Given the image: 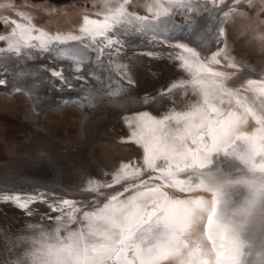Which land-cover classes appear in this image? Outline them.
<instances>
[{"label": "rangeland", "instance_id": "374dc122", "mask_svg": "<svg viewBox=\"0 0 264 264\" xmlns=\"http://www.w3.org/2000/svg\"><path fill=\"white\" fill-rule=\"evenodd\" d=\"M14 1L23 2L22 0ZM27 1L33 3L32 5L43 4L50 9L62 8L70 3H75L71 5H75L78 8L82 7L86 9L91 7L90 4L94 0ZM139 2V5L143 8L138 11L150 16L151 14L147 10V6L143 0ZM166 3L167 5L169 4L168 2ZM192 5L193 3H190L191 8ZM202 5L205 7L199 6L200 9L198 8V10L192 8V12L195 13V19L193 20L189 18L186 19L187 16L185 17L184 14H181L183 16H177L180 11H184V6L179 8L180 10H177L174 17L179 20L184 17L186 19L185 22L192 24L193 30L197 29L195 35L197 44L195 45L198 48H200L198 42L202 39L200 35L207 36L209 33L208 35L210 36V30L212 33L216 30H222L216 33V36L213 37V41L215 42L220 39V42H222L224 39L223 44L228 52L224 56L214 52L212 59L214 58L215 60H211V56L209 57L208 54L205 60L200 56V53H192L194 52L193 47L195 45H193L194 43H190L188 47H186L187 44L184 45L186 40L184 42L182 41V43L181 41L175 42L172 38L164 37L162 38L163 41L159 39L161 42L156 43L154 40H151L150 37L153 33L156 35L158 34L157 26L150 20H147L150 21L147 23L148 27L140 25V27L145 28V31L142 28H140V30H143V33L149 34H144L146 39L142 41L143 43H140L143 49L140 51L144 53L141 57L150 58L154 64H156V62L159 63L158 68H156L159 71L165 70L164 68L167 67L162 59L166 62H172V64L177 67L167 73L165 71L166 75H170V77L167 78L173 79L171 83H173L172 85L174 86L169 87L165 85L166 79L163 76H158L152 88L147 90L152 91L155 89V91H161L159 96L153 98L152 102L149 101V104L148 102L143 104V106L157 104L158 108L164 105L163 112L160 111L164 114L160 113L161 116L152 114L148 110H144L143 114L139 111V108V110L132 111L128 106L124 107L119 104H112V102L103 103V108H98L97 106L98 109H96V105H93L94 101L91 98L87 100V103L86 101L81 102V99H87L89 97V90H91V92L94 90L93 87L89 85V81L93 79L92 77H95L94 79L97 78V80L98 78H102L103 83L110 81L111 77H114L115 72H106L105 74L103 72L102 74L98 72L96 67L98 64L101 65L98 59H87L92 60L88 63L93 66V71H89V75L84 72V70L83 72L80 71L83 69L80 64L78 65L79 72H71L67 68L64 70V67H66L65 64L53 66L50 70L54 71V74L58 76V80L63 79L65 81L61 80L62 82L60 84L55 82L47 71L43 72V76H41L39 72H35V74H38V77L40 75L39 78H42L40 79L42 81L36 79L33 81V77H28L24 73L25 71L19 69V65H11L14 66V69L2 75V71H0V229L7 225L19 228L21 225L24 226L27 222L26 225H30V227L33 228L31 230H36V228L32 227L33 224H41L43 222L47 225H52V222H57V220L61 219L57 214L59 208L53 209V207H50L53 204L55 205V203H61L60 198H58L59 200L56 198L54 199L55 196H58L55 195V193H57L62 195L63 198L66 197L65 201H76L73 203L75 204L73 206L70 205L71 203H68L69 207L62 211L64 214H72L71 216L74 218L76 215H81V212L76 211L77 208L74 209V207H80V205L82 207L83 205L86 206L87 204L96 202L94 206L100 204L96 208L97 211L99 208L100 213L98 216L92 213L95 216L93 219L106 222V232L101 231L98 232L97 236H92L93 238L89 237V239H91L89 242L85 239L80 241L79 238H82L81 236L78 237L75 241L77 249L71 253L75 257L74 262L77 261L76 263L79 264H116L117 257L119 255V257H121L123 254L128 261H131V264H159V258L154 255L156 254V249L158 248L159 252H164L169 248L172 250L178 238V234L175 235L174 231L176 233L179 230L181 234L182 231L186 229L181 227L187 224V221L182 218L181 215L184 213L185 216H188V213H185L184 210L186 203L184 204V202H182L183 200L188 202V197L189 199H194L193 203L192 201L188 203L192 206V211L190 209L191 212L188 217L193 218L194 221L196 220V215L193 214H195L197 209H200V207H196L199 206L202 201H204L203 204H205L208 195L209 197L211 195V200H216L218 196H215V194H220V201L222 200L223 206L225 207V203L227 204V202L224 200L223 191L228 189L230 183L233 184V182H237L239 180L237 178L242 177L244 174L236 176L224 175L220 178L222 175H218L216 170H214L216 164L213 160L219 155L220 151L225 153L229 147L238 149L240 147L239 142L235 140L238 136L235 135V132L239 129L233 131L235 128H231L234 127L238 121L233 119L235 112H232L231 109L230 101L234 98L231 95H227L226 97L225 93L221 91L223 82L226 81L227 83V78L224 77L221 71L224 66H222L220 62L224 64L238 62L244 65L246 64L245 62H248L253 65L250 67H258L257 69L253 68L254 71H259L261 66L264 65V0H210L208 2H203ZM206 7H208L209 10ZM156 12L157 11L154 10L153 13ZM53 14L54 12L52 11L44 12L38 20L42 22L47 21L53 17ZM216 19H219L220 22ZM215 20L216 23H218L216 30L213 26ZM6 29L7 26L0 20V34H3ZM118 35L125 40L122 39L126 45L133 41V38L130 35H125L124 32L121 34L118 33ZM221 35H223V37L220 38ZM11 37L15 38L14 35ZM2 40L3 37L0 38V44L2 43L3 45ZM4 42L8 44L11 42L10 46L13 44V40H6ZM55 43L56 42H54V44ZM161 43L165 44L161 47ZM14 44H16V42H14ZM14 44L12 47H15ZM120 45L122 46V44H119V46ZM210 45H212V42ZM124 46L123 43L122 47ZM147 47L155 51L150 52V50L148 52ZM80 49L82 54L83 52H88L84 47ZM22 51L26 52L27 50L22 49ZM111 53L114 52L110 51L106 54H100L101 56L103 55L102 62L105 60V64H107L109 60L107 56ZM57 54L54 55V59ZM69 55L67 54V56H65L67 59L64 57L60 59L68 63V60L72 59ZM106 57L108 59H106ZM216 59L219 60V63L215 62L217 61ZM207 62H209L210 65ZM186 64L188 67H185ZM247 64L245 66H247ZM7 67L10 68V65ZM73 68L77 67L73 66ZM177 70L181 71L177 74L178 76L176 75ZM201 70L203 71L200 72ZM260 71L264 73V71ZM70 72L72 74H70ZM150 72L151 71H149V73ZM5 75L7 77H5ZM75 75L77 76L75 77ZM21 78L23 81L25 80L26 83L31 84L33 82L32 84L34 85H30L29 88L19 85V82H22V80H20ZM205 79L207 80L205 81ZM261 80L264 81V78H261ZM1 81L4 82L2 83ZM209 81L211 82L210 85L215 86V84H217L219 87H217L218 90L215 87L213 88V86L206 85ZM40 82H44L42 85L45 88L53 86L50 88L53 95H49L48 92L46 96L38 94V92H43L44 90ZM223 87L226 88V86ZM107 88H105V97L107 99L114 98V94H112L114 91L111 92ZM50 90L48 91L50 92ZM56 91L62 92L61 94H56ZM197 91H200V93ZM211 91H213V93ZM72 94H79L78 96L80 97L77 98L74 95L72 96ZM221 94L224 96L222 100L219 98L222 96ZM43 97H45V100L42 99ZM228 97L230 98V101L228 100L229 102L226 100L229 99ZM215 98L217 99L215 100ZM261 98L264 100L263 93ZM262 99L260 100L261 103L259 106L264 110V101H262ZM158 101L159 104L156 103ZM40 102L43 103L41 104ZM40 104L41 108H39ZM90 106L95 109L90 108ZM236 106L238 105L234 104V107ZM40 109H43V111ZM238 109L241 114L245 112L244 109L242 110L240 107ZM187 111L188 113H186ZM197 112L202 116L201 121L199 120L198 122L203 126L199 125L198 127V124L195 125L196 120L194 117L190 116H193L195 113L198 115ZM236 116L234 117L236 118ZM184 119L188 120L186 121ZM178 120L179 123L177 122ZM176 122L180 127L175 126ZM262 123L260 127L254 128L253 132L246 133L247 136H244V138L250 137V135H253L254 138L258 137L254 140L249 139L242 147L246 149L244 151L246 156L250 158V162H252L255 157H257V160L258 157L259 160H262V156L264 155V121ZM170 124L172 125L170 126ZM168 126L173 127L175 131L180 132L181 135H179V133H175L174 135V133L171 132L173 128L169 130L167 129ZM226 128L232 130H229L232 133H229V135L236 136L234 138L232 137V140L228 143L224 141V138H226ZM197 134H199V136ZM257 134H259V136H257ZM237 140L240 139L238 138ZM251 140L252 147L250 148L247 146H249ZM215 142L221 146H218ZM52 153L58 155L63 154L65 155L64 157L69 155L71 157L68 156L69 158L66 159V163L61 160L58 162L56 161L57 165L55 166L53 164L54 160H52ZM214 155L216 156L214 157ZM238 159L236 162L241 165L242 163L239 162ZM45 160L46 163L49 162L46 169L48 172L46 171L45 173V170H39L41 173L28 171L38 168L39 165H41L40 161H44L45 163ZM226 165L227 166H222V168L227 169V167L230 166L228 161ZM50 167H52V170H55H50ZM40 175L43 176L41 177ZM53 175H55V177L52 178L54 180L49 181ZM35 176H39V179L37 180ZM214 179H219V181ZM18 184L24 186L27 190L31 189V193L19 189L17 186ZM42 187L43 189H40ZM44 188L45 190L56 191L52 196L48 193L49 191L46 192ZM219 190L220 192H218ZM87 194L92 195L93 197H91V199H94L95 202H91V199H87L89 202H86ZM234 195L237 197L238 193L236 192ZM79 197L81 200L85 201L79 202ZM238 198L240 199L242 196L240 195ZM72 199H75V201ZM112 200L114 201L111 202ZM194 202L197 203L194 205L195 207L192 205L195 204ZM114 203L116 204V208L112 211L110 205ZM59 205L65 207L67 203L64 204L62 202ZM107 209L110 210V212ZM142 210L143 212L141 213ZM23 211H27L33 219L31 221H23L24 223L22 224V216L18 214ZM83 221H85V219ZM142 223L145 224V227L142 228V234H140L141 237L143 236V239L137 242L135 247H133L132 242L129 248L119 249L118 245L121 243L120 240L127 237L132 226H138ZM191 224L192 223L188 221V226H190V228L193 226V224ZM244 227L248 231L243 232L251 236L253 229L247 224L244 225ZM99 233H101V235ZM242 235L245 236V233H237V240L243 243L245 238ZM4 236L5 235L0 234V264H5V260H7L4 257L7 254L3 253L5 251L2 250ZM18 236L13 235L12 240H16ZM137 247L141 249L138 250ZM140 250L144 251L146 255H150L152 259L149 261L141 255L140 257L142 259H137L136 255H138ZM241 250V247H237V251ZM60 251H65V249H61ZM70 255L69 252L64 254V256L69 259L71 258ZM101 258L103 260L102 262L99 261ZM33 260L35 261L34 258L30 261ZM243 260L246 261V259Z\"/></svg>", "mask_w": 264, "mask_h": 264}, {"label": "bare ground", "instance_id": "6f19581e", "mask_svg": "<svg viewBox=\"0 0 264 264\" xmlns=\"http://www.w3.org/2000/svg\"><path fill=\"white\" fill-rule=\"evenodd\" d=\"M22 1L24 3L23 2H15L14 0H3V1L0 0V20L4 23L5 26H7L6 31H4L3 34H0V38L3 37L2 41H3V45H4L3 46L2 43L0 44V71H2L1 75L7 71L10 72L12 69H14L15 65L16 66L19 65V69L25 71L24 73L28 77L29 76L33 77L32 78L33 81L35 79L42 81V80H40L42 78H39L40 75L38 77L37 76L38 74H35V72L36 73L39 72L41 74V76H43L44 75L43 72L47 71L53 77V80H55V82L60 84L62 82L61 80H63V79L58 80V76L54 74L53 70H50V69H52L53 66L55 67V65H57V64H59V65L65 64L66 67H64V70H65V68H67L71 72H73V71L79 72V66L78 65L80 64V66H82L81 68H83V69L80 68L81 69L80 71L83 72V70H84V72L88 73V75H89V71H91V72L93 71V66L88 63L89 61H92V60H87V59H92V58L94 60L98 59V60H100V63H101V65L98 64V66L96 67L98 72L101 74H102V72L104 74L106 72H113V73L115 72L114 77H111V80L108 81L109 83L108 82L103 83L102 78H98V80H97V78L94 79L95 77H92L93 79L89 81L90 82L89 85L91 87H93L94 90H92L93 92H91V90H89L88 91L89 97L87 99H81L80 100L81 102L86 101V103H87V100H89L91 98L94 101L93 105L94 106L96 105V109L103 108V106H102L103 103L112 102V104H119L120 106H124V107L128 106L132 111L140 109L139 111H141L143 113L144 110L145 111L148 110L152 114L160 115V113L163 112L162 110L164 109V107H163L164 105L161 107L162 108L161 109L160 107L158 108L157 104L156 105L150 104V105H146V106H143V104L145 102L146 103L148 102V104H149V101L152 102L153 98L159 96L161 91L160 92L158 90L155 91V89L152 91H147V90L152 88V86L155 84V81H156L155 79L158 78V76L159 77L163 76L166 79L165 85H168L169 87L174 86V85H172L173 83H171L173 81V79L170 78L171 79V81H170V79L167 78V77H170V75L169 74L166 75V73L173 70V69H176L177 67H176V65H173L172 62H169V61L166 62L164 59H162L163 62H165L167 67L164 68L165 70L159 71L158 69H156V68H158L159 63L156 62V64H154V62L151 61L150 58L141 57L142 55H144V53H142V51H140V50H143L140 46V43H143L142 41L144 39H146L144 34H148V33H143L145 31V28L140 27V25L147 26V23L151 21L152 23H154V25L157 26L158 32L157 31L156 32L158 34L156 35L153 33V35L151 34V37H150V39L154 40L156 43L161 42L159 39H161L163 41L162 38L167 37V38L174 39L175 42L176 41H181V42L183 41L184 42L186 40L184 43V45L187 44L186 47H188V44H190V43H192V44L194 43L193 45H195V44H197V42L195 41V39H196L195 35H196L197 29L193 30L192 24L189 22H185V21L188 18L192 19V20L195 19L194 18L195 13L192 12V8H194V10H198V8L200 9L199 6L205 7L202 5V3L208 2L210 0H143V2L147 6V10L151 14L150 16H147L144 13L142 14V13H140L141 11L140 12L138 11L141 8H143L139 5V3H140L139 1H142V0H94L90 4L91 7L86 8V9L82 8V7L78 8L75 5H71V4H75V3H70L69 5L63 6L62 8L50 9L49 7H46L43 4L32 5L33 3H31L27 0H22ZM166 2H168L170 5L169 4L167 5ZM212 2H214V1H212ZM190 3H193L192 8L190 7ZM141 5H143V4H141ZM182 6H184V8H183L184 11H180L177 14V16L184 14L185 17L187 16V18L185 19L183 17V18H181V20H179L178 18L174 17V14L177 13V10L179 8H181ZM213 6H214V4H213ZM208 7H206V8L208 9ZM211 7H212V5H211ZM206 8H204V9H206ZM24 10H26V11H24ZM154 10L157 12L153 13ZM49 11L54 12L52 18H50L44 22L38 20L42 13L49 12ZM56 12H58V13H56ZM141 15H143V16H141ZM181 16H183V15H181ZM214 17H216V16H214ZM137 20H139V21H137ZM147 20H150V21H147ZM216 20L219 21V19H216ZM216 20H215L214 25H213L215 30L218 27V23H216ZM140 28L144 29V31L140 30ZM152 28H154V27H152ZM147 29H149V28H147ZM221 31L216 30L212 33V31L210 30V36L208 35L209 33L207 34V36L206 35L205 36L200 35V37L202 38L198 42L199 43L198 45H200V48H198L195 45L193 47L194 52H192V53H200V56H202L205 60L207 59L206 58L207 54L209 55V57L211 56L210 58H211V60H213L214 58L212 59V55L214 52H217V54H219L221 56L226 55V53L228 51H227L225 45L223 44L224 39L222 40V42H220V39L216 40L215 42L213 41V37L216 36V33H219ZM122 32H124L125 35L126 34L130 35L133 38V41H131L132 43H128V45H126L125 42L122 41L123 38L119 37V35H118V33L121 34ZM12 35H14L15 38H12L11 37ZM221 37H223V35H221L220 38ZM6 40L7 41L13 40V44H14V42H16V44H14L15 47H12L13 44L10 46L11 42L9 44L7 42L5 43L4 41H6ZM54 42H56V43L54 44ZM211 42H212V45H210ZM123 43L125 45L124 47H122ZM109 44H112V45H109ZM119 44H122V46L121 45L119 46ZM164 44L161 43L160 44L161 47ZM167 46H169V45H167ZM82 47L86 48L88 52H86V53L83 52V54H82L81 53L82 51L80 49ZM165 47H164V49H165ZM151 48H152V46H151ZM22 49H25L27 51L23 52ZM147 49H148V52L151 50L148 47H147ZM110 51L114 52V53H111V54H109L110 56L109 55L107 56L109 58V60H108V62L106 61L107 64H105V60H104V62H102V58H103L102 56L103 55L101 56L100 54H106L107 52H110ZM144 51L146 52V49ZM153 51H155V50H151L150 52H153ZM160 51H161V49H160ZM55 54H57V55H56V58L54 59L53 57H55L54 56ZM67 54L68 55L70 54L69 56H71L72 59L68 60V63H65V62H63L64 60H61L60 58L61 57L65 58V56H67ZM107 57H106V59H108ZM65 59H67V58H65ZM7 61H9V62H7ZM215 62L219 63V60H217ZM3 63H5V64H3ZM86 63H88V64H86ZM207 63L209 64V62H207ZM245 63L247 64L248 62H245ZM174 64H176V63H174ZM187 64H189V63H187ZM187 64L185 67H188ZM220 64L222 66H224V68H222L224 71L223 70H221V71L223 72L224 77L227 78V83H228L227 84L226 81L223 82L221 91L225 93L226 97H227V95L233 96V98H234L233 100L230 101L229 97H228L229 99H226V100L230 101L232 112H235V114L233 115V119L238 120L237 123L234 125V127H231V128L232 129L235 128V130H233V131H237L236 129H239V130L237 132H235V135L236 136L238 135L236 137L235 135L234 136L229 135V133H231L230 131H232V130L229 129L230 130L229 131L226 128L225 129V131L227 130L225 132L226 138H224V137H219V138H224L225 139L224 141L225 142L227 141V143H228L232 140V137L233 138L236 137L235 140L237 142H239L240 147H239V149L235 148V147H229V148H227L225 153L220 151L219 155L213 160L214 163L216 164V167L214 170H216V173L218 175H222V176H220V178L223 177L224 175H230V176H233V175L236 176L239 174L240 175L244 174V175H242V177H240V178H237V179H239L237 182H233V184L230 183L229 184L230 186L228 187V189H226V190L223 189L224 191L222 194L224 196V200H226V202H227V204L225 203V207L223 206L222 200L220 201V197H221L220 194H217V193L215 194V196L216 195L218 196V198L216 200H211V195H210V197L208 195L205 204H203L204 201H202L200 204L201 206L199 205L196 207V208L200 207V209H197L195 214H193V215H196L195 221L193 218L188 217L189 213L192 211V209H191L192 206H190L188 203L191 201L193 203L194 199H192V198L189 199V197H188V199H187V200H189L188 202L184 201V200L182 201V202H184V204L186 203V207L184 206L185 207L184 210H185V213H188V216H185V214L182 212L183 215H181V216H182V218H184L187 221V224L183 225V226H181L182 225L181 224L180 226L183 228H186V229H185V231L183 230L181 234H180L179 230L176 233L174 231L175 235L178 234V236H177L178 238H177L175 247L172 250L169 248L164 252H161V251L159 252V249L158 248L156 249L157 251L155 252L156 254H154V255L157 258H159V261H160L159 264H247L248 263V257H249L248 249L251 248L252 245H253V247L255 246L254 245L255 243H253L252 239L255 236V234H257V231H259L258 228L260 227L261 213L263 212V206L259 205L260 204L259 200H260L261 195L264 192V155L262 156V160H259V157H258V160H259L258 161L257 157H255L252 160V162H250V158H248L246 156L245 151H244L246 149L242 148V147L249 141V139L254 140V139L258 138V137L254 138L253 135H250V137L248 136L247 138H244V136H247L246 133L253 132L254 128L260 127L261 123L264 121V110L261 109L259 106L261 103L260 100L262 99L261 98L262 93L264 94V81L261 80V78H264V73L260 71V70L264 71V65L261 66V69L259 70L260 71L259 72L258 70L254 71V69H257L258 67L257 68H255V66L250 67L253 65L249 64V63L247 64V66H245L246 64L245 65L243 63L239 64L238 62H236V63L230 62L229 64H227V63L224 64V63L220 62ZM9 65H10V68L7 67ZM11 65H14V66H11ZM73 66L74 67L76 66L77 68H73ZM205 66H207V65H205ZM229 66H231V67H229ZM58 67H60V66H58ZM110 68H111V70H110ZM181 69H183V68H181ZM149 71H151V72L149 73ZM165 71H166V73H165ZM181 71L177 70L176 75L179 74ZM202 71L203 70H201L200 72H202ZM71 72H70V74H72ZM11 73H13V72H11ZM25 74H24V76H25ZM18 76H20V75H18ZM76 76L77 75H75V77ZM221 76H222V74H221ZM5 77H7V76L5 75ZM5 77H3V78H5ZM3 78H2V80H3ZM84 79H85V77H84ZM20 80H22V78ZM184 80H185V78H184ZM206 80L207 79H205V81ZM43 81H44V79H43ZM19 83H18L19 85L24 86V87L26 86L28 88L30 87V85H34V84H32L33 82L31 84H29V83H26L25 80L24 81L22 80V82H19ZM43 83L40 82L41 87L43 86L42 85ZM207 83H206V85L211 86V87L213 86V88L218 87L217 84H215V86L210 85V83H211L210 81ZM158 84H159V81H158ZM190 84H191V82H190ZM108 86H110V87H108ZM156 86H157V84H156ZM223 86H226V88ZM52 87H50V88H52ZM50 88L49 87L45 88L43 86V88H42V89H44L43 92H38V94H42V96L43 95L46 96V94L48 92V94L50 95V94H52ZM105 88L109 89L111 92L114 91L112 93V94H114L113 95L114 98L107 99L105 97ZM218 88H217V90H218ZM48 90H50L51 93ZM44 91H46V92H44ZM61 92L62 91H60V92L56 91V94L57 93L61 94ZM197 92L200 93V91H197ZM211 92L213 93V91H211ZM52 95H51V97H52ZM73 95L76 96L77 98L80 97V96H78L79 94H72V96ZM82 95H84V94H82ZM221 95L222 96L219 97V98H221L220 100H222V98L224 97L223 94H221ZM47 97H48V95H47ZM68 97H70V96H68ZM42 99L45 100V97H43ZM211 99H212V96H211ZM216 99L217 98H215V100ZM262 101H264V100L262 99ZM215 102H217V101H215ZM156 103L159 104V101ZM41 104L39 105L40 106L39 108H41ZM234 104L238 105V106H236L237 108L234 107ZM97 106H98V108H97ZM140 106H142V107H140ZM239 107L242 110L244 109L245 112L242 111L243 113L241 114V112L238 111ZM90 108H93V107L90 106ZM93 109H95V108H93ZM40 110L43 111V109H40ZM160 111H162V112H160ZM186 113H188V111ZM236 113H237V116H236ZM162 114H164V113H162ZM190 116L194 117V119L196 120V123L195 122L194 123H195V125L198 124L197 126L199 127V125L201 123L199 124L198 121L199 120L201 121V117H202L201 114L198 113V115H197L195 113L193 116L192 115H190ZM234 116H236V118ZM132 118H134V117H132ZM184 120H186V119H184ZM177 122L179 123V120ZM177 122H176L175 126L180 127ZM171 125L172 124H170V126ZM200 126H203V125H200ZM172 128L173 127H169V126L167 127V129H169V130H172ZM239 131H245V132H239ZM171 132L174 133V135H175V133L176 134L179 133V135H181L180 132L175 131L174 128ZM197 135L199 136V134H197ZM240 136H241V138H240ZM257 136H259V134H257ZM175 138H177V137H175ZM192 138H194V137H192ZM238 138L240 140H237ZM198 140H196V141H198ZM245 140H247V141H245ZM252 140H251L249 146H247V147H250V148L252 147V145H251ZM192 141H193V139H192ZM215 143L217 144V142H215ZM218 143H219V141H218ZM222 143H224V142H222ZM259 148H257V149H259ZM211 150H212V148H211ZM210 154H212V153H210ZM223 154H225V155H223ZM52 155H53L52 160H54V163L53 162L52 163L55 166L57 165L56 161L58 162L59 160H61V161H64L66 163L67 162L66 159L71 157L69 155L64 157L65 155H63V154L58 155L56 153H52ZM215 156L216 155H214V157ZM256 156H258V155H256ZM58 157H60V158H58ZM236 157H238L239 159ZM237 159L239 160V162L242 163L241 165L238 164V162H236ZM227 161L229 162L230 166H228L227 169H223L222 166H227L226 165ZM40 162H41V165H39L38 168L35 167L36 169H31L28 171L41 173L39 170H41V171L45 170V173H46V171H47L46 169L48 167L49 162L46 163V160H45V163H44V161H40ZM244 166L249 169L248 172H246V171L243 172L242 168ZM253 167H254V169H253ZM51 168L52 167H50V170H52ZM211 168H212V166H211ZM54 170H52V171H54ZM38 177L39 176H35V178L37 180L39 179ZM53 177H55V175L51 176L50 179L48 178L49 181L54 180V179H52ZM214 180L219 181V179H214ZM17 186L19 189H22L23 191H25L27 193H31V189L27 190L24 186H22L20 184H18ZM186 187H188V186H186ZM5 189H6V187H5ZM40 189H43V187ZM44 190H45V188H44ZM45 191L48 192L49 190L46 189ZM55 191L56 190H53V191L51 190L48 193L50 195H52V194H54ZM232 191H234L235 193L236 192L241 193V191H242V193H243L241 201L244 202V209H243V211H241V213L231 210L234 207V205L232 203H233V200L235 199V197L233 196L235 193ZM218 192H220V190ZM55 195H58V196H55L54 199L60 198L62 200V201L60 200L61 203L62 202L64 204L67 203V205H65V207H63L62 205H59L61 203H55V205L53 204L50 206V207H53V209L59 208V212H57V211L56 212H57L58 216L61 218L60 220H57V222L60 224H58L56 221L52 222V225H47L46 223H43V222H42L43 224L37 223V224H33V226H32V227L36 228V230L35 229L31 230L33 228H31L30 225H26V223H27L26 222L24 224V226L21 225V227H19V228H16L15 226L4 225L6 227L0 229V234L5 235L3 237V241H2L4 244L2 246V250L5 251L3 253L7 254L6 256H4L7 259V260H5V264H8V263L9 264H79V263H76L77 261L74 262L75 257H74V255L71 254V253H73L74 250L77 249V246L75 245L76 244L75 241L78 239V237L81 236L82 239L79 238L80 241L85 239L87 242H89L91 240V239H89V237L90 238L92 236L95 237V236H97L98 232H101V231L106 232V229H107V227H105L106 222H102L98 219H96V220L93 219L95 217L94 215L98 216L100 213L99 208H98V211L96 209L100 204L98 203L99 204L98 206L97 205L94 206L96 204V202L94 201V199H91V197H93L92 195H89V194L86 195L87 196L86 202H89V201H87V199H91L90 201L91 202L94 201L95 203L87 204L86 206L83 205L82 207H81V205H80V207H74V209L77 208L76 211L81 212V215H79V216L76 215L74 218L71 216L72 214L67 215V214H64L62 211H64L67 207H69L68 203H71L70 205H72V206L75 205V204H73L76 202L75 199L74 200L72 199L75 202H72L69 200L65 201L66 197L63 198L62 195L57 194V193H55ZM70 198H72V197H70ZM75 198H78V197H75ZM100 199H102V198H100ZM78 201L84 202L85 200H81V198H80V200H78ZM113 201L114 200H112L111 202H113ZM194 203L195 204H192L193 206L197 204L196 202H194ZM115 208H116L115 203L110 205V209L112 211ZM108 209H109V207H108ZM190 209H191V211H190ZM228 209H230V210H228ZM227 210H228V212H227ZM108 211L110 212V210H108ZM142 212H143V210L141 211V213ZM18 215L22 216V220H21L22 224L24 223L23 221H31L33 219V217H30V214L27 211H23L22 213H19ZM65 215H67V216L64 217ZM44 216H45V214H44ZM48 216H49V214H48ZM62 217H64V218H62ZM175 218H177V217H175ZM54 219H57V218H54ZM84 219H85V221H83ZM52 221H54V220H52ZM188 221L193 224V226L191 228H190V226H188ZM193 221H194V223H193ZM246 224L249 225L250 228L253 229V233L251 234V236H250V234H246V232H243V231H248L244 227V225H246ZM257 224H258V226H257ZM102 226H104V227H102ZM144 227H145V224H143V223L141 225H138V226H132V229L128 232L127 237L120 240L121 243L118 245L119 249L120 248H123V249L129 248L130 244L132 242H133V247H135L136 243L141 241V239H143V236L141 237L140 234H142V228H144ZM179 229H181V228H179ZM15 230H16V232H15ZM239 232L245 233V236L242 235L245 238V240H243L244 241L243 243L240 240H237V233H239ZM99 234L101 235V233H99ZM148 234H149V232H148ZM13 235L18 236L16 238V240H12ZM76 235H78V236H76ZM107 239H109V238H107ZM109 246H110V244H109ZM237 247H241L242 250L237 251ZM137 248H138V250L141 249L139 247H137ZM61 249H65V251H60ZM69 250H71V251H69ZM67 252H69V255L71 254L70 256H71L72 260H71V258L69 259L68 257L64 256V254ZM259 252H260V250H259ZM140 255L149 261L152 259V257L150 255H146V253L144 251H141V250L138 253V255H136L137 259L141 258ZM119 256L117 257L116 264H131V261H128V259L125 258L123 256V254L121 255V257H119ZM32 258H34L35 261L34 260L30 261ZM242 258L246 259V261H244ZM99 261L102 262L103 261L102 258ZM100 264H102V263H100Z\"/></svg>", "mask_w": 264, "mask_h": 264}, {"label": "water", "instance_id": "95a60500", "mask_svg": "<svg viewBox=\"0 0 264 264\" xmlns=\"http://www.w3.org/2000/svg\"><path fill=\"white\" fill-rule=\"evenodd\" d=\"M242 170L243 172L245 171L248 172L249 169L244 166ZM240 195L243 196L242 191L241 193L240 192L238 193V196ZM233 196L235 197L232 203L234 207L231 210L241 213V211H243L244 209V202H242L241 198L239 199L238 196L237 197L236 195ZM259 203L260 206H263V212L261 213L260 227L258 228L259 231H257V234H255V236L252 239L253 243H255L254 244L255 246L253 247L252 245L251 248L248 249L249 257L247 264H264V192L260 197Z\"/></svg>", "mask_w": 264, "mask_h": 264}]
</instances>
